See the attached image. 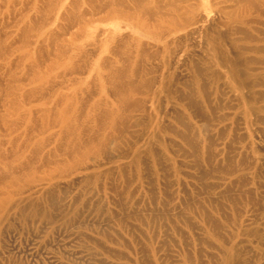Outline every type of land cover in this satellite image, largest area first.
Here are the masks:
<instances>
[{
    "label": "rangeland",
    "instance_id": "374dc122",
    "mask_svg": "<svg viewBox=\"0 0 264 264\" xmlns=\"http://www.w3.org/2000/svg\"><path fill=\"white\" fill-rule=\"evenodd\" d=\"M0 264H264V0H0Z\"/></svg>",
    "mask_w": 264,
    "mask_h": 264
}]
</instances>
